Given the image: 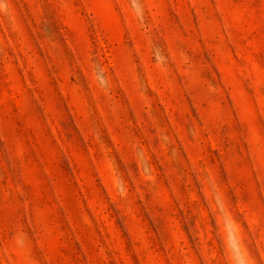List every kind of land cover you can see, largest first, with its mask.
I'll use <instances>...</instances> for the list:
<instances>
[{"label": "rangeland", "instance_id": "rangeland-1", "mask_svg": "<svg viewBox=\"0 0 264 264\" xmlns=\"http://www.w3.org/2000/svg\"><path fill=\"white\" fill-rule=\"evenodd\" d=\"M0 264H264V0H0Z\"/></svg>", "mask_w": 264, "mask_h": 264}]
</instances>
